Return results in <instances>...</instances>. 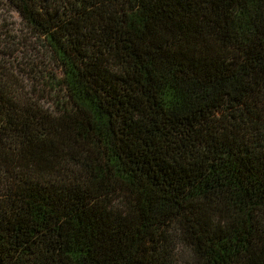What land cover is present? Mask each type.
<instances>
[{"label":"trees","instance_id":"1","mask_svg":"<svg viewBox=\"0 0 264 264\" xmlns=\"http://www.w3.org/2000/svg\"><path fill=\"white\" fill-rule=\"evenodd\" d=\"M5 2L0 264H264V0Z\"/></svg>","mask_w":264,"mask_h":264},{"label":"rangeland","instance_id":"2","mask_svg":"<svg viewBox=\"0 0 264 264\" xmlns=\"http://www.w3.org/2000/svg\"><path fill=\"white\" fill-rule=\"evenodd\" d=\"M32 42L33 40L29 38L28 31L17 14L8 7L5 0H0V51L5 54L2 59L24 71L26 68L23 65L29 57L36 55L39 59L42 58L40 53L33 51ZM48 61L44 58L45 67L48 69L45 71L48 73L42 72V75L38 76L37 71L26 70L25 76L22 74L17 78L18 84L21 88L28 90L26 93L30 94L33 101L49 108L61 100L62 93L58 89L54 90L47 86L50 84L48 78H52L51 74L57 76L54 70H50L53 68Z\"/></svg>","mask_w":264,"mask_h":264}]
</instances>
